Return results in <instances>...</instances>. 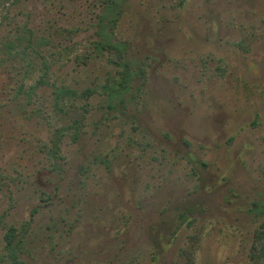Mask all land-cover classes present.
Here are the masks:
<instances>
[{"label": "rangeland", "instance_id": "1", "mask_svg": "<svg viewBox=\"0 0 264 264\" xmlns=\"http://www.w3.org/2000/svg\"><path fill=\"white\" fill-rule=\"evenodd\" d=\"M111 6L0 0V264H258L264 0Z\"/></svg>", "mask_w": 264, "mask_h": 264}, {"label": "trees", "instance_id": "2", "mask_svg": "<svg viewBox=\"0 0 264 264\" xmlns=\"http://www.w3.org/2000/svg\"><path fill=\"white\" fill-rule=\"evenodd\" d=\"M104 3L106 4L112 3V6H113V3L115 4L116 0H104ZM97 46L102 50L106 49L110 53L116 54L117 58L114 59V63L120 65L125 62L122 56L123 44L111 38L110 35H108L105 40L100 41V43H98ZM130 75L131 74L129 73V69L127 66L118 81H116L115 78L113 79V82L115 85L111 87L112 92L114 93L119 92V90H121L120 88L121 87L123 88L125 84L129 81ZM58 93L67 94V93H70V90L67 88H63V89H59ZM5 238H6V247L8 249L9 256L13 264H21L19 260V256H18V251L21 249V246H20V242L16 240L17 231L14 226H11L9 228V230L7 231L5 235ZM252 250H253V258L257 261V263L264 264V231H259L255 235L254 243L252 245ZM187 264H190V263H187Z\"/></svg>", "mask_w": 264, "mask_h": 264}]
</instances>
